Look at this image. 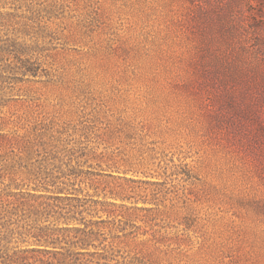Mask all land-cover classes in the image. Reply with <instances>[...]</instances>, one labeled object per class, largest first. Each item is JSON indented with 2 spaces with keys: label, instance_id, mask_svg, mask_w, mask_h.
<instances>
[{
  "label": "rangeland",
  "instance_id": "rangeland-1",
  "mask_svg": "<svg viewBox=\"0 0 264 264\" xmlns=\"http://www.w3.org/2000/svg\"><path fill=\"white\" fill-rule=\"evenodd\" d=\"M0 264H264V0H0Z\"/></svg>",
  "mask_w": 264,
  "mask_h": 264
}]
</instances>
